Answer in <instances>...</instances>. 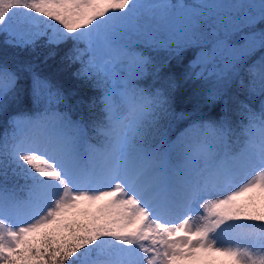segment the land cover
Listing matches in <instances>:
<instances>
[{
  "label": "snow or ice",
  "instance_id": "1",
  "mask_svg": "<svg viewBox=\"0 0 264 264\" xmlns=\"http://www.w3.org/2000/svg\"><path fill=\"white\" fill-rule=\"evenodd\" d=\"M0 170V264H264V0H0Z\"/></svg>",
  "mask_w": 264,
  "mask_h": 264
},
{
  "label": "trees",
  "instance_id": "2",
  "mask_svg": "<svg viewBox=\"0 0 264 264\" xmlns=\"http://www.w3.org/2000/svg\"><path fill=\"white\" fill-rule=\"evenodd\" d=\"M172 2H173V3H176L177 0H172ZM185 2H192V0H185ZM237 39H239V37H237ZM153 54H155V53H153ZM164 54H165V53H164L163 51H161V52L159 53L160 56H163ZM258 54H259V53H257V55H258ZM193 55H194V50H193V49H188V50L186 51V58H191ZM9 58H11V52H9ZM49 63L52 65V68H50V69H45V70H46V71H54L57 65H56L54 62H52V61H49ZM173 63H174V62H173ZM60 79L63 80L64 77L61 76ZM85 91H86L87 95H89V96L95 94V90H93V89H91V88H88V89H86ZM21 106H22L23 108H26V109H32V108L34 107V105L32 104V102H31V100H30V98H28L27 96L24 98V100H23ZM251 106L254 108V110H257V111L259 110V103H258V101L254 102ZM181 123H183V122H181ZM0 172H2V170H0ZM2 179H3V176L0 175V180H2ZM14 179H15V178L12 177L11 172H9V182L11 183ZM20 183H21V184L23 183V180H22V179L20 180Z\"/></svg>",
  "mask_w": 264,
  "mask_h": 264
}]
</instances>
